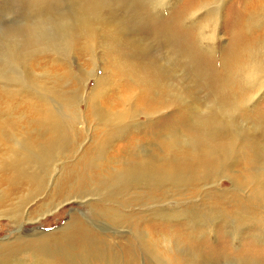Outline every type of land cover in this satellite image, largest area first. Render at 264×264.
Masks as SVG:
<instances>
[{"label":"bare ground","instance_id":"obj_1","mask_svg":"<svg viewBox=\"0 0 264 264\" xmlns=\"http://www.w3.org/2000/svg\"><path fill=\"white\" fill-rule=\"evenodd\" d=\"M105 1L94 0L90 3V0H71L67 8L63 9L58 3L52 5L50 0H40L33 6L32 10H25L26 16L22 18L18 25H9L5 26L4 30L2 29V32L5 31L6 34L3 36L2 33L0 34L1 41L12 42L13 47L11 46L10 49L8 47L10 53L7 52L8 64L9 67L11 66L12 71L7 75L5 73L9 71H0V85L3 86L0 87V98L4 96L9 101L13 100V102L12 106L8 105L9 109L3 110L0 107V184H6L7 187L13 189L23 188L24 184L26 187L36 186V190L39 192L43 187V176L50 171L54 172L55 162L58 161V158L67 160L72 154L76 153L75 149L81 139L80 133L84 131L85 116L79 105L84 97H80L78 91L70 92L65 89L67 75L49 72L36 75L30 69L31 65H34V67L40 66L44 70L45 65L42 63H47L45 53L52 51V49L54 52L53 61L56 58L61 59L60 53L63 50L64 43L62 47H58L61 44L56 45L51 35L58 36V38L65 41V55L67 57L72 47L82 40L84 43L83 49L91 51L95 30L99 29L94 25L98 21H101L104 26H108L110 23L108 18H102L99 14L103 5L102 2ZM145 1L147 0H132L138 6L143 5ZM162 1L160 0L158 6L163 5ZM148 2L155 11L157 3L154 4V0H148ZM201 2L199 3L201 4ZM220 6L219 3L217 7ZM134 9L136 10V8ZM244 9L250 11L248 14L250 17L260 14V26L261 29H264V0H248ZM68 12L69 18H73L72 24L64 19ZM217 19H213L215 23ZM211 20L210 22L213 23ZM113 21L115 20L113 19ZM133 21V15H130L121 21L120 27L117 25L116 27L130 38L132 33L129 27ZM61 22L62 24H60ZM64 23H66L67 32L65 34L54 33L57 31V27L65 25ZM47 25L54 28L47 32L45 31ZM104 26L103 30L106 31L107 35L103 37L102 42L106 41L104 39H110L109 44L113 40L117 42L119 38L110 32L108 27ZM37 28H44L43 31L46 35L42 37V34L40 40L35 37ZM33 37L36 43L32 41ZM58 41L61 42V40ZM140 41H134L138 48L141 45ZM38 43L42 44L39 50L36 49ZM233 48L232 60L224 63L225 67H230V73L225 72L224 76L221 77L215 70L217 74L214 72L213 75L212 73L211 80L207 82L211 91L208 95L211 102L206 106L198 102L199 108L203 109L201 114H198L191 122H185L176 127L173 134L170 131V134L164 135L161 140H159V135L153 136L152 134L149 142L144 143L133 136L127 135L128 127H125L127 123L125 124L123 121L128 118L129 112L123 110L119 113H106L103 110L104 107H101L98 102L100 90H93L94 93L87 99V105L91 106H87L88 114H86V117L92 115L101 117L110 129L106 136L100 138L90 148L81 151L82 153L74 159V162L78 163L69 175V166H67V163L63 165V172L55 179L52 187V189H55L54 197L66 196L65 199L70 200L72 197H68L69 194L64 193L65 190L70 192L80 190L87 196L103 193L106 195L107 200H104L105 196H103L104 198L101 201L103 203H97L98 210L95 211V214L102 216V219L105 218L104 221L107 224L123 227L125 220H130L131 217L122 208L131 205L133 202H141L142 197L160 203L159 194L162 193L161 190L170 184L174 183L178 189L183 188L181 190L187 195V193L193 191L194 184L197 185L202 180L205 184L209 180L213 181L216 173H227V175L232 176V180L235 182L236 179H243L247 188V191H245L248 193L247 201L251 202L256 208L264 209V131L257 129L255 126L249 128V125H245L244 130H236V121L238 120L236 115L240 112L241 119L242 114H247V108L237 107L236 103L231 100V96L236 95V89L233 93L224 86L226 78L235 87L237 85L240 93L243 94L248 91L247 87L253 86L250 82L255 74L252 72L253 68L250 63L252 54L248 59L242 61L244 66L236 68V38L234 39ZM145 51L144 46L141 52H138L140 55L137 54V58L143 59L144 56L142 57V55H145ZM208 51L214 53V49L209 48ZM1 53L0 51V55H3ZM241 55L244 56L243 53ZM36 59L38 64L33 62ZM156 65L157 62L148 60L142 67L144 72L147 69L149 72L155 71L154 74L157 79H153L152 83L159 84L166 93L171 92L170 88L159 80L161 71L156 70ZM0 67H2L1 63ZM49 81L54 85H49ZM104 83L103 79H96L98 88H101ZM141 90L140 96L137 99L134 97V101L142 103L149 101L150 93H148V90ZM18 97L24 101V106L29 109L28 112H25L29 116L24 113L15 114L24 107H18ZM139 98L142 100H139ZM240 98L244 99L245 96ZM181 101L188 102L184 98ZM3 112L15 123H9L8 118L3 116ZM103 117H108V120H103ZM185 118V116H182L180 122ZM243 121L245 120H241L242 123H244ZM5 123H7L6 126ZM21 125L24 126L20 128ZM238 126H242V124ZM245 131H249V133L244 134ZM236 165H240V167H236ZM240 169L247 173L243 176H236V172ZM65 177L67 180H65ZM0 192V199L5 201L8 198V192ZM218 192H223V190ZM24 202L25 200H22L20 204ZM62 203L58 202L56 208ZM13 208L12 206V210ZM191 208H182L183 210L178 208L175 211H169L165 207H160L153 212V216L158 215L169 220L170 218L184 216L187 219L184 220L187 221V226L191 229L194 228L196 233L202 234L205 230L210 232L211 235L215 233L213 229L214 222L217 219L219 220L221 216H223V223H226V226L230 224L229 228L236 230V234L233 232L235 236L240 235L241 232L239 233V231L244 226L250 227L251 224L258 221L255 218L253 209L246 206L244 210H234L236 213L235 219L225 210L222 211V209L212 204L206 206L203 213L200 212L197 206ZM12 210L9 211L21 212L15 209ZM52 211L53 209L47 210L41 215L44 216ZM255 212L264 215L262 212L256 210ZM262 218L264 220V217ZM133 219L131 218V220ZM140 227L141 225L137 229L139 231L136 232L137 247L148 254L149 259L157 261L158 264H218L222 258H224V262H227L223 264H264V258L262 259L264 255L260 252H255L257 258L249 256L254 251H249L245 255L242 254L237 259L230 258L228 260H226L227 256L224 253L219 252L218 257L220 259L211 257V260L203 255L204 252L191 253L189 250L185 251L187 248L185 249L175 242V251L168 244V246L165 245L167 251L163 252L158 245V241L150 237L144 230V234H142ZM258 228L263 232H261V235L264 237V223H260ZM199 233L198 235H200ZM49 239H52V241ZM24 243L28 248L33 247L30 249L34 254V264H133L139 259L137 248L134 249L132 242V250L127 255L128 260H122L121 255H119L120 252L118 253L117 249L112 246L106 235L105 237L96 236L87 223L76 217H73L60 234L52 236V238L47 237V239L36 237V239L30 240L29 244ZM14 245L12 242L11 244H0V264H26L25 258L17 256L18 248ZM58 249L65 250V252L58 253L60 259H56L51 251ZM31 256V254L28 255L30 258Z\"/></svg>","mask_w":264,"mask_h":264},{"label":"rangeland","instance_id":"obj_2","mask_svg":"<svg viewBox=\"0 0 264 264\" xmlns=\"http://www.w3.org/2000/svg\"><path fill=\"white\" fill-rule=\"evenodd\" d=\"M39 1L0 0V34L2 33V36L6 34L5 31L2 32L5 26L18 25L22 18L26 16L25 10H32L33 6ZM130 1L106 0L102 2L103 5L99 14L102 18H108L110 23L108 26H104L101 21H98L94 25L99 29L95 30L91 51L83 49L84 43L82 40L72 47L67 57L65 55V41L58 38V36L51 35L56 45L61 44L58 47H62L64 43L63 50L60 53L61 59L56 58L53 61L54 52L52 49V51L45 53L47 63H42L45 65L44 70L40 66L34 67V65H31L30 71L36 75L49 72L68 76L65 80V89L70 92L78 91L80 97H84V100L79 103L80 110L85 116L84 131L80 133L81 139L75 149L76 153L72 154L67 160L58 158V161L55 162L54 172L50 171L43 176L41 191L37 192L36 186L26 187L25 184L23 188L20 187L18 189L7 187L6 184H0L2 185L0 186V191L8 192V195L6 193L8 198L5 201L0 199V244L5 245L12 242V244H15L14 247L18 248L17 256L25 258L26 264H34V254L30 249L33 247H26L24 242L29 244L30 240L36 239V237L52 238V236L60 234L73 217H76L87 223L96 236L105 237L106 235V238L110 239L112 246L117 249L118 253L120 252L119 255H121L122 260H128L127 255L132 250V242L134 249L137 248L136 251H138L139 258L133 264H158L157 261L149 259V255L137 247L136 232L139 231L137 229L140 225L141 233L144 234L146 232L150 237L158 241V245L163 252L167 251L165 245L168 246V244L175 251L176 247L174 244L176 242L183 248H187L185 251L189 250L191 253L204 252L203 255L209 259L218 257L220 255L218 254L219 252L227 256L226 260L230 258L237 259V257L242 254L245 255L249 251H254L249 255L253 258L258 257L255 252H260L264 255V237L261 235L262 231L258 228L260 223H264L262 218L264 215L255 212L256 210L264 213V209L256 208L251 202L247 201L248 193H246V183L243 179H236V183L232 180V176L227 175V173H216L213 181L209 180L204 184V180H202L201 183L194 184L193 191L187 193V195L181 190L183 188L180 187L178 189L174 183L170 184L161 190L162 193L159 194L160 203L153 202L152 199L147 197H142L143 201L133 202L131 205L122 208L129 217L134 218L133 220L131 218L130 220L126 219L123 227L107 224L104 221L105 218L102 219V216L95 214V211L98 210L97 203H103L101 202L104 198L103 196H105L104 200H107L106 195L103 193L87 196L80 190L72 192L65 190L64 193L69 194L68 197H72L70 200H66V196L54 197L55 189H52V187L55 179L63 172V165L67 163V166H69V175L78 163L74 162V159L82 153L81 151L90 148L96 141L106 136L110 129L106 122L102 121L101 117L95 115L86 117V114H88L87 106H91L87 105V99L94 93L92 92L93 90H100L98 102L101 107H104L103 110L106 113H119L123 110L129 112L128 118L123 121L125 124L127 123L125 126L128 127L127 135L133 136L144 143L149 142L152 134L153 136L159 135V140H161L164 135L173 134L176 127L185 122H191L198 114H201L203 109L199 108L198 102L204 106L211 102L208 97L211 91L207 82L211 80L210 78H212L211 76L212 73L214 75V72L216 74L218 72L221 77L224 76L225 72L230 73V67H225L224 63L232 60L235 38L236 68L244 66L242 61L246 60V58L248 59L252 54L250 63L253 68L252 72L255 73L250 80L253 86L247 87L248 91H245V94L240 93L239 87L237 85L235 87L227 78L224 82V86L229 91L234 93L236 89V95L231 96V100L236 103V106L247 108V114H242L241 119L240 112L236 115V118H238L236 130H244V126L249 125V128L255 126L257 129L264 131V29H261L260 26V14L250 17L248 15L250 11L244 9L248 0H163L162 6H158L160 0H154V4L157 3L155 11L148 0L139 6L132 0ZM70 2L71 0H50L52 5L58 3L63 9L67 8ZM92 2L94 0H90V3ZM219 3L221 8L217 7ZM130 15H133L134 21L129 27L132 34L128 38V35L120 32L121 30H118L116 25L120 27L121 21ZM64 19H67L72 24L73 18H69V12ZM210 19H212L213 23L210 22ZM213 19H217V22L215 23ZM64 24L57 27V31L54 33L65 34L67 27L66 23ZM103 26L108 27L110 32L119 38V42L113 40L109 44L108 41L110 39H104L106 41L102 42L103 37L107 35L106 31L103 30ZM53 28V26L47 25L45 31L50 32ZM37 29L35 37L40 40L42 34V37L46 35L43 31L44 28ZM30 34L32 35L31 32ZM9 37L7 39L10 40ZM58 40H61V42ZM138 40H141L140 48L134 43V41ZM32 41L36 43L34 37ZM44 43L46 44V42ZM11 46L13 47L12 42H0V51L3 54L0 55L2 66L0 71H9L5 75L10 74L12 71L11 66L9 67V57L7 56L10 53L8 52V47L10 49L12 48ZM144 46L146 48V57L142 55V57L144 56L143 59H138L137 54L139 51L141 52ZM41 47L42 44L38 43L36 49L39 50ZM209 48L214 49V53L208 51ZM148 60L157 62L156 70L161 71V77L158 79L168 86L171 92L166 93L159 84L152 83L153 79H157L154 74L155 71L149 72L147 69L144 72L142 66ZM33 62L38 64L37 59ZM54 63L55 65H53ZM97 78L105 81L101 88L96 85ZM48 84L54 85L51 81ZM0 87L3 86L0 85ZM141 89L148 90V93H150L149 101L143 103L134 101V97L137 99L140 96ZM244 96V99L240 98ZM183 98L188 102L184 103L181 101ZM236 99L240 100L236 101ZM139 100L142 99L139 98ZM12 102L13 100L9 101L7 97L3 96L0 98V107L3 110L9 109L8 105L12 106ZM17 104L21 108L24 106V101L18 97ZM28 111L29 109L24 106L20 112L15 114L24 113L29 116L28 113H25ZM4 113L3 116L7 117V114ZM182 116L186 118L180 122ZM7 118L9 123H15L9 117ZM106 119L108 120V117H103V120ZM241 120H245L243 121L244 123ZM240 124L242 126H238ZM6 125L7 123H5ZM23 126L21 125L20 128ZM239 127L241 128L239 129ZM178 131L181 132L180 130ZM246 133H249V131L244 132V134ZM236 167H240V165H236ZM246 173L240 169L236 172V176H243ZM219 190H223V192H218ZM22 200H25V202L20 204ZM58 202L63 203L56 208ZM207 204H212L222 209V211L225 210L233 219L236 217L235 211L244 210L246 206L253 209L255 218L258 221L251 224L250 227L244 226L239 231V233L241 232L240 235L235 236L236 230L229 228L230 224L226 226V223H223V216H221L219 220L217 219L214 222L213 229L215 233L211 235L210 232L205 230L202 234L196 233L194 228L191 229V227L187 226V221H184L187 219L184 216L170 218V220L158 215L153 216V212L160 207L175 211L178 208L183 210L182 208L192 209L191 207L197 206L200 212L203 213L206 210L203 211V209L208 206ZM12 206L14 207L13 210L21 212L13 211ZM52 209V212L44 216L41 215L45 211ZM49 240L52 241V239ZM51 251L56 259H60L59 252H65L63 249ZM30 254L32 255L31 258L28 257ZM171 254L174 255L173 253ZM262 255L260 256L262 257ZM217 259L220 258L218 257ZM94 262L96 263V261ZM223 263H227L224 262V258L218 262V264Z\"/></svg>","mask_w":264,"mask_h":264}]
</instances>
